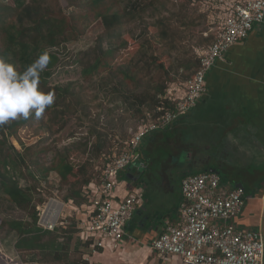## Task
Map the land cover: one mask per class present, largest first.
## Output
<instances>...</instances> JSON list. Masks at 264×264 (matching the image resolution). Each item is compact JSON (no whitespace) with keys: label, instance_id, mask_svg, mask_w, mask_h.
Masks as SVG:
<instances>
[{"label":"trees","instance_id":"obj_1","mask_svg":"<svg viewBox=\"0 0 264 264\" xmlns=\"http://www.w3.org/2000/svg\"><path fill=\"white\" fill-rule=\"evenodd\" d=\"M63 1L64 6L59 0H0V58L13 64L18 72H23L41 53L47 52L50 57L49 64L40 75L38 87L40 91L51 92L55 96L53 105L39 119L33 114L27 120L21 117L0 127V196L29 218L27 221H2L0 226L15 234L16 250H48L49 256L68 243L70 238L55 249L60 233L64 236L75 233V230L69 231L75 228V223L66 229L58 227L54 232L38 228L35 204H44L47 197L34 202V195L40 193L42 184L48 182L49 175L53 172L60 179L59 190L62 187L68 188L64 197L65 203L71 201L77 206L88 204L82 197V188L98 178L102 159L110 156L100 154V148L91 144L94 134L92 131L90 134L88 132V136L84 135L61 149L56 146L51 150L45 146V136L52 134L54 127L56 132L66 130L70 120L77 117L80 111L90 109L91 103L95 101L88 96L82 84L70 82L63 86H50L48 80L59 60L57 54L50 49L77 41L86 35L94 22H100L103 32L96 36L93 45L77 59V63L81 65V78L90 82L101 72H107L105 79L115 82V85L124 84L128 97L134 103L132 115L140 118V123L145 119V112H152V118L156 120L165 111L174 110L175 102L165 98L168 87L186 82L199 65V59L194 53L190 58L182 62L176 60L174 63L167 55L163 62L160 55L154 53L149 42L150 38L165 42L168 50L176 48V43L184 44L186 40L181 27L187 25L186 14H183L185 5H181L170 16L166 15L167 0ZM198 1L202 4L208 0ZM135 24L144 27L138 35L143 43L139 45L133 59L113 69L115 54L127 46L125 40L117 45L120 39L117 32L126 25ZM215 40L216 35L206 40L201 45L202 48H207ZM93 106L100 108L95 103ZM49 116L50 121L44 123V118ZM36 123L40 129L37 136L39 141L33 144L23 137L22 130ZM74 136L75 134L72 135ZM129 139L130 134L121 142L116 154L121 152L124 143ZM13 142L20 150L13 146ZM50 152H53V158L47 161ZM99 155L100 166H96ZM21 181L27 186L22 187ZM62 257L63 255L55 254L51 260L59 262Z\"/></svg>","mask_w":264,"mask_h":264},{"label":"crops","instance_id":"obj_2","mask_svg":"<svg viewBox=\"0 0 264 264\" xmlns=\"http://www.w3.org/2000/svg\"><path fill=\"white\" fill-rule=\"evenodd\" d=\"M207 18L211 25L212 17ZM139 155L140 167L118 174L113 190L115 205L129 195L140 198L122 240L113 249L92 251L91 243L77 237L75 227L69 230H75L71 236L59 234L55 249L70 240L52 257L63 255L60 261L67 264H158L150 245L180 222L181 180L206 169L219 176L223 192H245L240 214L224 225L260 233L264 243V24L228 49L206 75V93L196 106L151 135ZM144 171L148 173L142 175ZM62 222L65 229L76 219ZM15 244L16 240L8 254L2 251L15 264H60L46 260L48 250L19 251Z\"/></svg>","mask_w":264,"mask_h":264},{"label":"built area","instance_id":"obj_3","mask_svg":"<svg viewBox=\"0 0 264 264\" xmlns=\"http://www.w3.org/2000/svg\"><path fill=\"white\" fill-rule=\"evenodd\" d=\"M202 7L217 24L216 40L198 54V69L190 79L168 87L165 98L175 102L174 110L165 111L156 120L152 112H145V119L130 131L121 152L102 159L98 178L81 191L88 204L49 199L36 206L39 228L53 231L61 220L70 218L64 214V206H68L78 215L74 217L77 237L91 243L92 251L113 249L122 240L140 198L129 195L115 205L116 177L131 165L143 139L164 130L196 106L206 92V75L224 60L228 49L264 24V0H208ZM220 187L219 176L210 172L181 180L180 222L167 227L150 245L158 264H264L260 233L233 231L224 225L240 214L245 192L240 188L223 192ZM53 204L59 206L58 212L48 210ZM84 261L88 263L89 258L85 256Z\"/></svg>","mask_w":264,"mask_h":264},{"label":"rangeland","instance_id":"obj_4","mask_svg":"<svg viewBox=\"0 0 264 264\" xmlns=\"http://www.w3.org/2000/svg\"><path fill=\"white\" fill-rule=\"evenodd\" d=\"M59 2L64 6L65 3L63 0H59ZM181 5H185L186 8L183 14H186L185 22L187 25L185 26L184 24L181 27L184 39L186 40L184 44L176 43V48H170L168 50L165 42L161 43L160 40L153 38H150L149 40L154 49V53L160 55L159 57L163 62L167 55L170 56L169 59L174 63L176 60L182 62L183 60L190 58L193 53L195 55L196 53L199 54L204 50L201 45H203L206 40L213 38L218 30L217 24L213 19L211 20V25L209 24L207 18L209 15L204 12L202 4H200L198 0H190L188 2L187 0H167L166 15L171 16V14L175 13ZM44 6L49 5L44 4ZM74 10L75 9H73V11ZM141 30H144V27L139 24L126 25L118 30L117 33L120 35V39L117 41V45H120L122 40H125L127 46L121 48L117 54H115L116 57L113 63V69L120 64L133 59L134 53L139 45L143 43L142 39L138 37ZM102 32L103 28L100 22L96 21L88 28L86 35L80 37L77 41H71L57 48L50 49L51 52L57 54L59 59L56 67L52 69L51 78L48 80L50 86H63L70 82L82 84L86 88L88 96L95 99V101L91 103L90 109H85L83 112L80 111L77 114V117H73L70 120L66 130L64 129V131L61 130L56 132L54 127L53 133L45 136V146L47 145L51 150L56 148V146L61 149L74 141H78L79 138L84 135L88 136V132L90 134V131H92L94 134L91 137V144H95L100 148V154L104 153L112 156L117 152L119 145L124 141V138L128 137L130 131H134L140 123V118L132 115L134 103L131 98L128 97L126 92L127 88L124 84L115 85V82H110L105 79L107 72H101L90 82H86L81 78V65L77 63V59L81 57L83 52L93 45L96 36ZM179 72H182V70ZM178 80H180V78H178ZM93 103L98 104L100 108H95ZM49 121L50 116L49 118L45 117L43 120L44 123ZM22 132L23 137H25L27 141L32 142L33 144L39 141V138L37 137L40 132L39 124L36 123L33 126H26L23 128ZM32 134L34 135L32 136ZM73 134H75L74 137H72ZM12 144H14L13 146L15 148L20 150V147L15 142ZM148 146L149 137H146L143 139L137 150L138 155L132 160L129 167L130 170L138 169L140 167L139 164L141 161L139 154H143ZM52 158L53 152H50L47 155V161H50ZM99 163L100 155L99 158H97L96 166H100ZM47 165H49V163ZM147 173V171H144L142 172V175H146ZM172 173L174 174L173 177H175L176 173L174 171H172ZM21 186L26 187L27 185L25 182L21 181ZM60 187L59 177L51 172L48 182L42 184L40 193L34 195V202H37L39 199L46 196L48 201L49 199H54L65 203L64 197L65 194H67L68 188L62 187L59 190ZM64 207L66 210L64 213L65 216H70V218L67 219H75L78 217L76 213H72L68 206ZM25 220L27 221L29 218L23 211L17 209L14 205L0 196V224L2 221ZM69 223L72 222H68L65 226L68 227ZM15 238L17 239L14 233L8 232L6 228L2 229L0 226V264H15L11 261L13 259L12 257L10 260L8 255L4 256L2 254V251L4 254H8V252L11 251V247L16 240ZM39 258L43 261L40 255ZM51 258L52 257L49 256L46 260L53 262ZM59 263L67 264L64 259Z\"/></svg>","mask_w":264,"mask_h":264},{"label":"clouds","instance_id":"obj_5","mask_svg":"<svg viewBox=\"0 0 264 264\" xmlns=\"http://www.w3.org/2000/svg\"><path fill=\"white\" fill-rule=\"evenodd\" d=\"M49 60L48 53L43 52L23 72H18L13 64L0 58V127L21 117L27 120L33 114L39 119L53 105L54 94L42 92L38 87L40 75L48 66ZM47 202L48 199L45 203ZM41 205L37 204L35 208ZM62 223L61 220L55 229ZM55 229L46 232H54Z\"/></svg>","mask_w":264,"mask_h":264},{"label":"bare ground","instance_id":"obj_6","mask_svg":"<svg viewBox=\"0 0 264 264\" xmlns=\"http://www.w3.org/2000/svg\"><path fill=\"white\" fill-rule=\"evenodd\" d=\"M48 210L51 212V211H59V206H56V205H50L49 207H48Z\"/></svg>","mask_w":264,"mask_h":264},{"label":"water","instance_id":"obj_7","mask_svg":"<svg viewBox=\"0 0 264 264\" xmlns=\"http://www.w3.org/2000/svg\"><path fill=\"white\" fill-rule=\"evenodd\" d=\"M204 172H213V173H216L214 170H209V169H206Z\"/></svg>","mask_w":264,"mask_h":264}]
</instances>
